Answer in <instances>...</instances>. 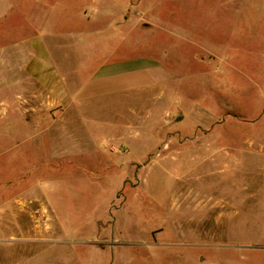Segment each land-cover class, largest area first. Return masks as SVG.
<instances>
[{
    "label": "rangeland",
    "instance_id": "obj_1",
    "mask_svg": "<svg viewBox=\"0 0 264 264\" xmlns=\"http://www.w3.org/2000/svg\"><path fill=\"white\" fill-rule=\"evenodd\" d=\"M130 1L125 73L61 53L52 154L0 137V264H264V0Z\"/></svg>",
    "mask_w": 264,
    "mask_h": 264
},
{
    "label": "crops",
    "instance_id": "obj_2",
    "mask_svg": "<svg viewBox=\"0 0 264 264\" xmlns=\"http://www.w3.org/2000/svg\"><path fill=\"white\" fill-rule=\"evenodd\" d=\"M130 9V0H0V124L8 127L0 137L12 139L14 155L40 154L30 149L33 142L52 154L54 109L86 107L72 98L59 62L62 52L72 49L88 60H107L98 69L95 62L89 66L104 78H111L116 70L120 74L128 70L118 71L111 59L119 44H130L132 20L117 19L118 10ZM100 11L108 14L98 15ZM100 26L103 29H93ZM88 68L84 76L90 74ZM85 135L84 131L82 136L89 139ZM66 147L59 146L60 153ZM51 159L43 163L51 165ZM0 244L4 247V240Z\"/></svg>",
    "mask_w": 264,
    "mask_h": 264
}]
</instances>
